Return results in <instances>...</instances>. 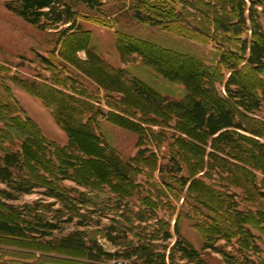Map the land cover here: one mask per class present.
I'll return each mask as SVG.
<instances>
[{
  "label": "rangeland",
  "instance_id": "obj_1",
  "mask_svg": "<svg viewBox=\"0 0 264 264\" xmlns=\"http://www.w3.org/2000/svg\"><path fill=\"white\" fill-rule=\"evenodd\" d=\"M5 1L0 0V102L37 125L40 143L47 149L46 161L55 168L54 172H58V167L63 169V164L53 153L63 149L71 156L69 161L76 164L70 171L72 175H84L91 181L101 178L102 162L96 158L100 154L93 144L95 138L105 156L108 152L122 160L138 186L130 198L131 205H139L144 198L155 204L158 218L169 225L173 234L168 246L176 240L178 225L180 235L210 264L227 263L212 249L203 250L205 242L223 248L238 264L247 258L264 264V154L259 149L264 144V126L260 123L264 122V106L246 112L229 101L249 130L238 133L247 151L235 152L215 143L213 138L179 126L175 112L148 108L133 93L129 79L134 76L161 98L183 101L191 96L195 82L189 76L199 73V66L190 58L197 54L207 61L206 66L216 69L203 81L211 84L221 98L227 97L224 85L234 74L247 85L257 79L264 85V70L251 71L246 62L232 57V53L238 57L244 54L241 43L253 37V23L248 21L240 35L225 32L219 26L221 22L238 20L237 0L148 2L156 4L150 11L155 12L151 14L156 20H166L163 15L168 20L177 19L186 34L169 22L156 26L139 22L134 18L131 0H105L95 10L77 5L79 27L67 34L64 31L68 25L41 30L27 23L10 12ZM256 10L257 22L264 32V8ZM193 28L200 34L190 30ZM118 32L130 43L126 52L119 47ZM224 54L231 65L221 61ZM113 70L126 71L128 76H118ZM68 126L74 131H69ZM0 127L5 128L4 120ZM254 131L263 135H255ZM27 145H33L25 150L32 181L42 186L60 183L86 191L72 180L60 182L59 175L47 173L45 164H37L39 153L34 143L29 141ZM21 146L13 134L0 142L4 150L22 152ZM77 158L87 162L84 171H76L81 165ZM171 158L179 161L182 173L160 172L162 166L171 164ZM112 177L113 181L121 180L115 174ZM5 188L0 183V190ZM43 190L38 188L11 204L22 206L48 200L42 195ZM0 218L14 216L0 205ZM102 224L109 221L103 219ZM73 230L67 226L64 234ZM99 242L108 251L116 250L100 235ZM0 264L94 263L78 251L0 235Z\"/></svg>",
  "mask_w": 264,
  "mask_h": 264
},
{
  "label": "trees",
  "instance_id": "obj_2",
  "mask_svg": "<svg viewBox=\"0 0 264 264\" xmlns=\"http://www.w3.org/2000/svg\"><path fill=\"white\" fill-rule=\"evenodd\" d=\"M103 1L105 0H6L5 6L16 16L41 30H51L68 25L64 31L67 34L79 27L77 26L79 15L77 5L84 4L95 10L102 5ZM149 1L131 0L135 19L152 26L163 25L167 22L176 24L186 34L185 29L178 25L177 19L168 20L167 16L163 15L162 18L166 20H156L151 14L155 12H150L156 4H148ZM145 5L146 8H144ZM236 7L238 20L233 23L221 22L220 29L240 35L247 27L248 21H251L253 37L242 41L241 50L244 52L242 56L238 57L232 53V57L246 62V66L251 71L264 70V32L261 31L256 17V8H264V0H237ZM190 30H195L200 34V31L195 28ZM118 43L122 51L130 45L124 34L120 32H118ZM223 57L224 60L221 58V61L231 65L232 62L226 59L227 55L224 54ZM143 58L147 61L145 57ZM190 58L199 66V73L197 76H189L195 82H192L191 96L183 101L161 98L150 91L145 84L135 80L134 76H129L133 93L148 108L161 113L169 110L175 112L179 126L187 128L190 132L213 138L215 143L226 145L235 152H246L248 148L242 145L238 133L249 130L240 120V113L236 106L231 105L229 101H234L237 107L246 112L261 109L264 106L263 82L257 79L255 83L247 85L237 80L235 74L231 75L224 85L227 97L221 98L217 96L211 84L203 81V78H210L211 72L216 69L206 66L207 61L197 54ZM234 67L230 66V69ZM161 69L166 71L165 68ZM113 72L118 76H128L126 71L113 70ZM240 76L245 78L242 73ZM5 105L6 103L0 102V122L5 121V128L0 127V142L10 139V135L13 134L22 142V152L4 150L0 147V183L6 186L5 189L0 190V205L6 208L10 216H14L13 219L0 218V235L37 240L39 244L43 242L48 247L78 251L94 264L111 261H121L122 264H210L199 250L180 235L178 225L175 226L177 237L174 244L171 247L166 244L173 239L169 225L163 219L158 218L155 204L147 198L139 200V205L135 204L134 207L131 205L130 198L138 186L124 169L122 160L109 155L108 152L105 156L103 149L97 144V139L89 136L94 139L93 144L100 154L96 158L102 162L101 178L91 181L84 175L79 177L74 172L72 175L70 171L76 167V164L69 161L71 156L67 154V150L63 149L60 151L56 149L53 153L60 157L63 164V169L58 167L57 169H60L55 173V168L50 167L46 161L47 149L40 143L42 137L39 136L40 130L37 125L30 119H22L21 112L12 110L9 104ZM242 117L245 116L242 114ZM260 123L264 126V122ZM69 129V131H74V128L69 127ZM253 133L263 135L257 131ZM72 134L70 132V135L74 136ZM29 141L34 143V149L36 153H39L37 164L41 166L45 164L47 173L59 175L60 182L72 180L86 191L67 188L60 183L42 186L32 181L28 173L29 158L25 152L33 146L27 145ZM105 148L109 151L108 147ZM259 149L264 154V144H261ZM92 160L96 161L93 158ZM86 163L81 161L76 171H84L82 169L86 168ZM182 171L181 164L176 158H171L170 165L160 168L162 174L169 172L179 174ZM91 174L90 177H92ZM113 174L121 180L113 181ZM186 183L184 179V184ZM38 188L44 189L42 195L48 200L41 199L33 204L22 206L11 204L23 195L32 194ZM118 189L121 191H117ZM49 200L52 201L47 202ZM103 219H107L109 224H102ZM70 225L74 227V230L64 234L66 227ZM99 235L111 243L116 250L114 252L106 250L99 242ZM208 249L221 254L223 261L227 264L239 263L223 248L205 242L203 250ZM243 264L263 263L247 258Z\"/></svg>",
  "mask_w": 264,
  "mask_h": 264
}]
</instances>
